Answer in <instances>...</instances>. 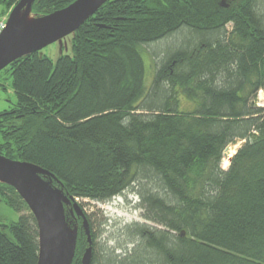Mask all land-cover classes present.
I'll return each instance as SVG.
<instances>
[{"label": "trees", "instance_id": "obj_1", "mask_svg": "<svg viewBox=\"0 0 264 264\" xmlns=\"http://www.w3.org/2000/svg\"><path fill=\"white\" fill-rule=\"evenodd\" d=\"M75 1L35 0L29 13ZM181 30L146 87L141 47ZM6 69L16 101L0 112V155L50 172L71 200L138 199L143 223L121 229L118 250L97 253L89 216L88 236L69 216L71 264L88 238L91 264H264V109L252 103L264 96V0H109L73 34L72 56ZM0 199L19 214L2 226L10 239L0 231V264H37L33 216L12 187L0 183Z\"/></svg>", "mask_w": 264, "mask_h": 264}, {"label": "water", "instance_id": "obj_2", "mask_svg": "<svg viewBox=\"0 0 264 264\" xmlns=\"http://www.w3.org/2000/svg\"><path fill=\"white\" fill-rule=\"evenodd\" d=\"M34 1L19 0L8 16L6 27L0 34V72L15 60L38 53L74 34L109 0H76L59 12L41 17V22H50L48 27L33 31L21 30L16 26V17L25 8L30 9ZM0 180V183L15 190L35 220L38 235L37 264H71L76 246V230L72 226L75 231L73 239L67 227L65 207H72L68 210L71 218H75V215L82 218L88 236L86 219L76 203H72L61 189L52 187V181H57L55 176L31 163L0 155ZM88 242L83 264H91L89 238Z\"/></svg>", "mask_w": 264, "mask_h": 264}, {"label": "rangeland", "instance_id": "obj_3", "mask_svg": "<svg viewBox=\"0 0 264 264\" xmlns=\"http://www.w3.org/2000/svg\"><path fill=\"white\" fill-rule=\"evenodd\" d=\"M26 9L28 8H25L24 10ZM22 12H20V14ZM9 14V10H7L3 5L0 4V20L2 18H5L7 21ZM37 18H41V16H38ZM230 30L231 26H228L227 31ZM72 39L73 34L68 35L39 51L38 56L40 58L46 57L53 63L61 56L70 57L72 56ZM182 39H187V36H185V32L183 30L178 31L156 43L141 47V54L144 60L146 71V87H149L151 83L153 71L155 70L156 65L159 63L158 60L162 53L166 52L168 49H172L173 46H176L177 41ZM15 101L16 98L11 88V78L9 76V71L6 69L0 72V112L9 109L11 105L15 104ZM182 101L183 107H186L188 110L192 109L191 103H188L183 99ZM252 103L254 107L258 108L257 95L254 97ZM259 108L264 109V105ZM242 144L243 142L238 141L229 146L224 152L223 163L226 164V168H224V165L221 164L223 170L227 169L230 162L229 160ZM226 153L230 157H227ZM72 200V203H76L79 206L80 210H82L85 215L89 216L96 228L97 240L95 242L94 249L97 253H100L104 243L105 246L110 249L115 248L116 250H118L117 248L120 246H122V248H125V243H127V241L121 236V229L133 224L143 223V220L141 219V209L138 207V199L131 193H126L120 197L113 198L104 203L93 202L89 199L81 200L75 198ZM70 208L72 207L70 206ZM18 218L19 214L13 211L10 207L6 206L0 199V231L3 232V234L6 235L9 239L10 236L7 230L2 226L15 223L17 222ZM65 218L67 227L73 234L72 237L74 239L75 231L72 230L71 220L67 211H65ZM116 254H119V252H116Z\"/></svg>", "mask_w": 264, "mask_h": 264}, {"label": "bare ground", "instance_id": "obj_4", "mask_svg": "<svg viewBox=\"0 0 264 264\" xmlns=\"http://www.w3.org/2000/svg\"><path fill=\"white\" fill-rule=\"evenodd\" d=\"M12 11V10H11ZM9 10V12H11ZM23 11V10H22ZM21 11V12H22ZM20 14V13H19ZM18 14V15H19ZM18 17V16H17ZM16 17V26L21 29V30H38V29H42V28H46L50 25V22H47V21H44V22H41L40 19L41 18H34V17H31L30 13H29V10L26 9L24 10L20 15L19 17L17 18ZM1 20H4L5 21V27H6V19L5 18H2ZM5 29V28H4ZM3 29V30H4ZM2 33V32H1ZM0 33V34H1ZM234 153V152H233ZM227 154V153H226ZM227 157H230L228 154H227ZM1 181V180H0ZM72 233L70 232V236L72 237Z\"/></svg>", "mask_w": 264, "mask_h": 264}, {"label": "built area", "instance_id": "obj_5", "mask_svg": "<svg viewBox=\"0 0 264 264\" xmlns=\"http://www.w3.org/2000/svg\"><path fill=\"white\" fill-rule=\"evenodd\" d=\"M4 28H5V21L0 20V33L3 31ZM257 101H258V104H257L258 107H261L264 105V96L262 95L261 91H259L257 94Z\"/></svg>", "mask_w": 264, "mask_h": 264}]
</instances>
